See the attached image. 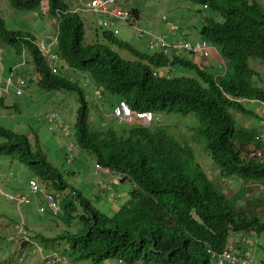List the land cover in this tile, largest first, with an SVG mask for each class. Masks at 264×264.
I'll return each mask as SVG.
<instances>
[{
	"label": "trees",
	"instance_id": "obj_1",
	"mask_svg": "<svg viewBox=\"0 0 264 264\" xmlns=\"http://www.w3.org/2000/svg\"><path fill=\"white\" fill-rule=\"evenodd\" d=\"M7 1L26 12L41 13L44 7L55 23L54 33L46 40L54 42L56 57L46 59L38 47L40 41L29 32L8 29L1 16L0 48L7 46L22 60L20 64H25L27 55L34 73L26 81H34L37 88L77 94L76 147L90 154L95 165L130 183L128 200L108 216L71 189L62 172L47 161L37 138L33 145L26 135L0 124V154L14 155L45 184L38 182L39 191H32L29 185L30 193L43 194L46 202V195H52L54 201L58 196L55 215L67 228L55 237H36L53 246L63 241L62 247L53 249L58 255L68 253L69 263L102 264L113 259L117 264H214L211 252L220 253L228 243L244 252L241 242L251 232L264 231V221L235 204L241 193L233 195L220 186L227 179L264 183V155H257L260 136L253 128L236 127L230 113L263 119L262 113L246 108L243 102L264 104V85L257 84L258 73L248 63L255 58L264 64V6L257 0H186L197 5L196 12L202 17L201 40L214 47L222 61L200 63L193 50L190 58L158 49L139 50L109 29L114 23L104 25L101 34L93 30L96 41L88 43L80 12L70 8L72 0ZM129 10L138 20L139 8ZM110 45L127 50L135 59H123ZM12 68L19 75V67L13 64L5 68L7 74ZM67 69L85 76L91 91L97 87L102 94L116 97L114 110L124 102L130 110L152 116L194 115L199 122L197 134L204 138L217 166L216 180L196 161L189 143L160 123L131 125L112 112L125 124L122 128H91L83 90L66 76ZM178 69L183 70L177 73ZM172 70L176 74L171 75ZM23 228L25 234H15L23 236L21 246L27 244L29 234Z\"/></svg>",
	"mask_w": 264,
	"mask_h": 264
},
{
	"label": "rangeland",
	"instance_id": "obj_2",
	"mask_svg": "<svg viewBox=\"0 0 264 264\" xmlns=\"http://www.w3.org/2000/svg\"><path fill=\"white\" fill-rule=\"evenodd\" d=\"M121 1L126 8H139L140 16L134 24L138 28H141L142 31L149 29L155 34L162 36L169 44L166 47V54H177L176 49L171 45L175 42L178 31H183L186 34L185 38L193 45L202 41L199 33L202 17L200 18V15L196 12L197 5L190 1ZM257 1L264 6V0ZM70 5V8H73L75 6L74 1L72 3L70 2ZM43 9L44 7L41 8L43 15H40L41 13L39 12H26L21 9H16L7 0H0V16L4 20L5 26L8 29L29 32L36 39L35 41H41L45 45H48L50 56L42 50L40 43H38V47L43 51L45 58L54 60L56 57L53 53L54 42L46 40V37L54 33L55 23L51 15L44 12ZM79 12L87 29L86 37L88 39H86V42H95L97 37L93 38V30L96 29L97 33L101 34V30L105 29V26L102 25V21L105 18L101 14L85 10ZM171 25H174L178 31H171ZM109 29L114 31L119 39L132 44L139 50L149 51L147 48L149 37L147 35L141 37L135 36L133 24L114 22ZM90 38H93V40H89ZM110 47L123 59H135L125 49H120L114 45H110ZM179 52L183 56L191 57L189 52L185 50ZM0 54L3 62L7 55L13 53H11V50L7 46H2L0 48ZM198 55V61L200 63L208 61L207 58H203L201 52ZM24 60L26 61L25 64L23 62L21 64L18 63L22 60L17 58L15 53L8 58V62L4 60L3 66L6 69L10 64H13L16 68L19 67L17 72L24 77V83L20 93L16 92L13 85H9L6 92L1 90L0 98H3V101L0 103V124L14 132L26 135L33 145L35 144V138H37L38 144L43 150L47 161L62 172L63 179L71 189L81 192L83 196L89 198L95 207L106 215H113L119 206L128 200L130 183L128 181L121 182L114 173L109 172L105 174L100 169H97L94 158L76 147L74 123L79 107L77 94L72 91H45L37 88L34 81L29 80L27 82V77H32L34 72H31L33 71V67L27 61L26 54L24 55ZM248 63L258 73L257 79L259 82L257 84L264 85V64L255 58H249ZM215 65L216 63H214ZM5 68L0 76V88H3L6 79L10 76V74H7ZM206 69L213 70L208 67ZM182 70L178 69L177 73ZM175 72L176 70H172L170 74L173 75L172 73ZM65 74L68 77L70 76L72 80H75L77 85L79 84L83 90L89 107V122L91 128L99 130L110 127L119 129L125 125L123 122L116 120L112 115L113 108L117 104L116 97H110L106 93H101V96H94L85 76L76 74V72L70 69L65 70ZM186 74L192 75L189 71H186ZM243 104L246 108L261 113L259 110L260 104L257 101H244ZM230 113L236 127L253 128L258 132L261 142L257 153L259 152L260 156H262V153L264 155V121L262 119L259 121L256 118L243 115L233 110H230ZM51 115L55 116V120L62 122L66 129L65 132L59 126L48 120V117ZM149 123L151 125L160 123L161 126L166 128L176 138L182 136L193 149L196 161L208 176L216 180L218 174L217 166L214 164L206 149L204 138L197 134L196 128L199 122L194 115L162 113L153 115ZM68 158H71V160H68ZM104 170H107V168H104ZM31 180L37 183L39 182L34 172L25 163L19 161L12 154H0V237H6L5 240H0V261L6 260L9 256L18 258L22 255L26 258L27 264H45V257L56 252L53 248L64 245L63 241L58 246H53V243L50 242L45 244L36 237V234L45 237H55L67 227L58 219L55 213L50 212L43 194L30 193L29 185ZM222 181L224 185L221 184L220 188H223L227 193L233 195L241 193L235 201L237 206L244 207L249 216L256 215L260 217L261 221H264V183L252 181L234 183L228 179ZM39 183L42 185L41 182ZM101 184L105 188H102ZM106 184H110L114 188L109 190L106 188ZM44 185L42 186L45 187ZM69 190L68 188L63 193L66 194ZM57 200L58 196L55 197L56 204ZM18 224L25 226L29 232L27 235L28 242L24 246H21L23 236H15L14 227ZM238 236L240 235L238 234ZM241 244V246H246L254 257L257 255L256 259L264 257V231L259 233L251 232ZM233 246L236 247L234 243ZM66 256L64 257L68 261L65 263L56 261L53 264H91L88 261L69 263L70 255L67 253ZM102 264H117V262L111 259Z\"/></svg>",
	"mask_w": 264,
	"mask_h": 264
},
{
	"label": "built area",
	"instance_id": "obj_3",
	"mask_svg": "<svg viewBox=\"0 0 264 264\" xmlns=\"http://www.w3.org/2000/svg\"><path fill=\"white\" fill-rule=\"evenodd\" d=\"M79 4H81V7L79 10H85L89 12H93L96 14H101L105 18L102 21V25H110L114 22L119 23H129L130 25L133 24L134 26V34L137 37H141L143 35H147L149 37L148 42V49L155 50L159 49L163 52L166 51V47L169 46V44L162 38V36L155 34L152 30H145L142 31L141 28H138L134 22L137 21L136 18H132L130 15V11L126 9L122 5L121 0H75ZM175 26L171 25L170 30H174ZM145 32V34H143ZM41 48L44 52H49V46L45 45L43 42H40ZM176 50H185V51H195L197 53H202L203 56H208V50L206 43L204 41H201L195 45L191 44L189 41L185 39V34L180 33L177 35V38L175 42L171 45ZM41 50V51H42ZM42 51V52H43ZM53 57V55H52ZM14 82V84H13ZM24 81L22 77L17 76V74L11 72L10 76L6 79L5 85L3 88H0L3 91H7V88L9 85H13L14 89L17 93H20L22 91V85ZM95 95H100L101 91L99 89H96L94 91ZM259 110L263 114V121H264V104H260ZM114 116L119 121H126L127 123L133 125V124H142L144 126L149 125V121L152 118V115L150 113L145 112H137L130 110L127 105L124 102H121L117 108L113 111ZM48 120L50 122H53L56 124L55 116L51 115L48 117ZM259 155V153L257 154ZM97 169H100L98 165H96ZM102 188H105V186L101 184ZM30 188L32 191H37L39 189V185L36 181L32 180L30 181ZM107 189H110V186H106ZM19 197V196H17ZM21 198V197H20ZM47 204L49 209L54 213L56 203L54 201V198L52 195H46ZM23 200V198H21ZM15 234L20 236L25 234V230L23 228L22 224H18L14 227ZM221 254H215L212 253V256L214 257L215 264H264V260H255L252 258H249L248 253H241L238 252L232 244L228 243L224 247V249L220 252ZM51 256V255H50ZM48 256L45 261L50 257ZM61 261L66 262V257L63 255H56L55 256V262ZM0 264H27V261L22 257V255L18 258H14L12 256H9L6 260L3 262L1 261Z\"/></svg>",
	"mask_w": 264,
	"mask_h": 264
},
{
	"label": "clouds",
	"instance_id": "obj_4",
	"mask_svg": "<svg viewBox=\"0 0 264 264\" xmlns=\"http://www.w3.org/2000/svg\"><path fill=\"white\" fill-rule=\"evenodd\" d=\"M72 1H74V3H75V6L72 8V10H74V11H77V12H79V11H84V10H79V8L81 7V4H79L77 1H75V0H72ZM122 5L124 6V4L122 3ZM125 7V6H124ZM126 8V7H125ZM126 9H128L129 10V8H126ZM130 11V10H129ZM135 18V17H134ZM185 34V33H184ZM186 35V34H185ZM186 39V38H185ZM187 40V39H186ZM188 41V40H187ZM41 42V41H40ZM148 42H149V39H148ZM147 46H148V44H147ZM206 46H207V50H208V56H203V58H207V60L209 59V56H210V53H211V50H210V47H211V45H209V44H207L206 43ZM159 50V49H158ZM159 51H161V50H159ZM179 51H182V50H176V52H177V54H181V52H179ZM161 52H163V51H161ZM179 52V53H178ZM187 52H191V51H187ZM163 53H166V52H163ZM197 54H200V53H197ZM219 61L220 62H222L221 61V59H220V57H219ZM3 65H2V56H1V54H0V76H1V73H2V71H3V67H2ZM12 71H10V72H13L14 70H13V68L11 69ZM14 73V72H13ZM96 89H98L97 87H95L94 88V90H93V93H94V91L96 90ZM95 95V94H94ZM95 96H98V95H95ZM55 124V123H54ZM56 125L57 126H59V128L60 129H62L64 132L66 131V129H65V126H63V124H62V122L61 121H59V120H56ZM104 169V168H103ZM100 170L102 171V168H100ZM97 172V171H96ZM106 172H109L108 171V169H107V171Z\"/></svg>",
	"mask_w": 264,
	"mask_h": 264
},
{
	"label": "bare ground",
	"instance_id": "obj_5",
	"mask_svg": "<svg viewBox=\"0 0 264 264\" xmlns=\"http://www.w3.org/2000/svg\"><path fill=\"white\" fill-rule=\"evenodd\" d=\"M259 153V152H258ZM257 153V154H258ZM258 156H260V153H259V155ZM32 181V180H31ZM106 185H109V184H106ZM110 186V189L109 190H111L112 189V186L111 185H109ZM39 190V189H38ZM37 190V191H38ZM56 203V202H55ZM57 209H58V207H57V204H56V207H55V210H54V213H56L57 212ZM51 211V210H50ZM212 253H215V254H218V253H216V252H211V256H212ZM243 253V252H242ZM221 253H219V255H220ZM249 255H251L250 253H248ZM57 254H56V252H53L52 254H51V256L45 261V259L48 257H45V259H44V262H45V264H53L54 262H55V256H56ZM212 258H213V261H214V264H215V260H214V257L212 256ZM249 258H252V259H255V260H261V258H259V259H256L253 255H251V256H249ZM66 261H67V259H66ZM261 261H263V259L261 260ZM229 264H232V263H229Z\"/></svg>",
	"mask_w": 264,
	"mask_h": 264
},
{
	"label": "crops",
	"instance_id": "obj_6",
	"mask_svg": "<svg viewBox=\"0 0 264 264\" xmlns=\"http://www.w3.org/2000/svg\"><path fill=\"white\" fill-rule=\"evenodd\" d=\"M171 31H174V30H171ZM210 50H211V53H210V56H209V59H213V60H217V62L219 63V55H218V53H217V51H216V49L214 48V47H210ZM208 59V60H209ZM215 60V61H216ZM210 66L212 65L211 64V62L210 63H208ZM260 76V75H259ZM260 104V103H259ZM260 107V106H259ZM106 171L107 170H104V169H102V172H104L105 174H108L109 172H107L106 173ZM30 190V189H29ZM37 194V193H36ZM245 241V240H244ZM244 241H242L241 243H243ZM241 249L242 250H246L245 252H243V253H250L248 250V248L246 247V246H241ZM238 250V249H237ZM251 254V253H250ZM252 255V254H251ZM257 257V255H255V258ZM261 259H264V257H262ZM1 262V261H0Z\"/></svg>",
	"mask_w": 264,
	"mask_h": 264
}]
</instances>
